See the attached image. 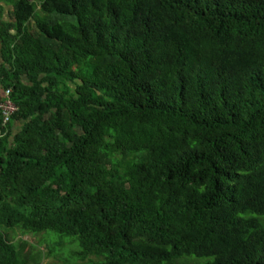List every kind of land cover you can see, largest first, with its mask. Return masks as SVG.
Returning <instances> with one entry per match:
<instances>
[{"label":"trees","instance_id":"1","mask_svg":"<svg viewBox=\"0 0 264 264\" xmlns=\"http://www.w3.org/2000/svg\"><path fill=\"white\" fill-rule=\"evenodd\" d=\"M0 90V264H264V0H0Z\"/></svg>","mask_w":264,"mask_h":264},{"label":"built area","instance_id":"2","mask_svg":"<svg viewBox=\"0 0 264 264\" xmlns=\"http://www.w3.org/2000/svg\"><path fill=\"white\" fill-rule=\"evenodd\" d=\"M2 99L0 100V110L2 115V125H6L9 123V120L11 119L12 115H14L18 107L13 104L11 98H10V91L5 90L2 94Z\"/></svg>","mask_w":264,"mask_h":264},{"label":"rangeland","instance_id":"3","mask_svg":"<svg viewBox=\"0 0 264 264\" xmlns=\"http://www.w3.org/2000/svg\"><path fill=\"white\" fill-rule=\"evenodd\" d=\"M10 7H5V10H8ZM3 92L1 93V96H2ZM22 237H19V240L21 239ZM26 239V238H25ZM40 240H41V237H35V240L32 241V243L34 244H39L40 243ZM44 247V244L40 245L38 247V251H41L42 248ZM45 260V263L47 262H55V260H52V259H44ZM206 260L204 258H200V259H195V263L196 264H203Z\"/></svg>","mask_w":264,"mask_h":264},{"label":"crops","instance_id":"4","mask_svg":"<svg viewBox=\"0 0 264 264\" xmlns=\"http://www.w3.org/2000/svg\"><path fill=\"white\" fill-rule=\"evenodd\" d=\"M1 93H2V91L0 90V96H1Z\"/></svg>","mask_w":264,"mask_h":264}]
</instances>
